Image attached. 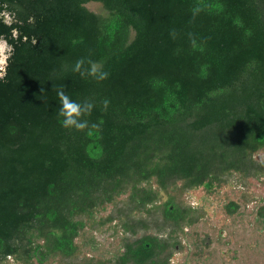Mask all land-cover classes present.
Wrapping results in <instances>:
<instances>
[{"label":"trees","instance_id":"16d2710c","mask_svg":"<svg viewBox=\"0 0 264 264\" xmlns=\"http://www.w3.org/2000/svg\"><path fill=\"white\" fill-rule=\"evenodd\" d=\"M5 10L14 22L0 17V36L14 51L0 78V264H53L79 242L94 250L88 226L125 192L142 212L158 202L152 185L209 192L232 173L264 176L250 165L264 152V0H0ZM82 57L108 78L73 72ZM60 86L95 104L86 119L98 128L61 125ZM159 207L169 238L196 223L169 196ZM223 213L245 216L233 201ZM254 222L264 231V207ZM170 246L144 235L112 264H168Z\"/></svg>","mask_w":264,"mask_h":264},{"label":"rangeland","instance_id":"374dc122","mask_svg":"<svg viewBox=\"0 0 264 264\" xmlns=\"http://www.w3.org/2000/svg\"><path fill=\"white\" fill-rule=\"evenodd\" d=\"M85 7L96 14L103 12L96 3ZM261 164H264V152L252 154L251 167ZM246 174L221 177L225 182L209 192L202 188H185L179 180L174 181L175 188L165 190L152 185L158 202L155 208L145 207L142 212H137L139 209L134 208L125 192L98 212L94 223L88 226L87 233L95 249L90 250L79 242L82 248L78 254L53 264H112L111 255L118 249L121 251L125 242L144 235L157 236L171 245L167 251L168 264H264V255H255L264 253V231L257 230L259 227L256 228L254 222L256 211L264 207V176H254L251 169ZM168 196L179 206L194 210L192 218L196 221L192 227L183 226L173 238L168 237L170 231L163 227L160 219L159 205ZM227 201L236 203L245 216L238 219L226 216L223 205ZM4 264L18 263L9 259Z\"/></svg>","mask_w":264,"mask_h":264},{"label":"clouds","instance_id":"9594fccd","mask_svg":"<svg viewBox=\"0 0 264 264\" xmlns=\"http://www.w3.org/2000/svg\"><path fill=\"white\" fill-rule=\"evenodd\" d=\"M7 9V5L4 6ZM0 17L4 18L5 23L14 22V14L5 10L0 12ZM170 35L175 38L176 33L173 30ZM13 47L3 36H0V78L6 74L7 63L13 55ZM73 72L78 73L82 78H92L97 81H104L108 78V73L104 71L102 62L94 61L90 58H80L73 67ZM43 93V88L41 89ZM56 94L59 100L58 117L61 125L66 129H73L83 132L88 129L99 127L98 123H90L86 117L90 116L95 104L90 100L77 101L71 98L65 92V87L56 88ZM110 101L105 99L102 101V107L106 111ZM102 123V121L100 122Z\"/></svg>","mask_w":264,"mask_h":264}]
</instances>
